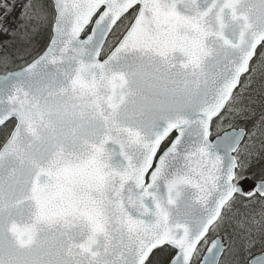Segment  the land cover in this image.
Segmentation results:
<instances>
[{"label":"snow or ice","instance_id":"6c2138e0","mask_svg":"<svg viewBox=\"0 0 264 264\" xmlns=\"http://www.w3.org/2000/svg\"><path fill=\"white\" fill-rule=\"evenodd\" d=\"M0 264H264V0H0Z\"/></svg>","mask_w":264,"mask_h":264}]
</instances>
